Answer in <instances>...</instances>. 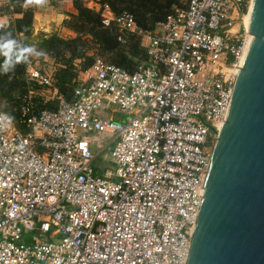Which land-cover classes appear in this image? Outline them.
Masks as SVG:
<instances>
[{"label": "built area", "instance_id": "1", "mask_svg": "<svg viewBox=\"0 0 264 264\" xmlns=\"http://www.w3.org/2000/svg\"><path fill=\"white\" fill-rule=\"evenodd\" d=\"M252 2L186 0L152 30L91 2L122 44L138 39L146 60L130 71L96 57L70 101L28 62L41 89L17 124L0 108V264L187 263ZM104 103L127 119L97 118ZM88 133L112 136L99 145H112L101 174Z\"/></svg>", "mask_w": 264, "mask_h": 264}, {"label": "water", "instance_id": "2", "mask_svg": "<svg viewBox=\"0 0 264 264\" xmlns=\"http://www.w3.org/2000/svg\"><path fill=\"white\" fill-rule=\"evenodd\" d=\"M211 164L186 264H264V0Z\"/></svg>", "mask_w": 264, "mask_h": 264}, {"label": "trees", "instance_id": "3", "mask_svg": "<svg viewBox=\"0 0 264 264\" xmlns=\"http://www.w3.org/2000/svg\"><path fill=\"white\" fill-rule=\"evenodd\" d=\"M90 1L100 6L108 5L116 16L131 14L143 30H152L177 8L186 7V0H72L77 14H70L71 21L65 24L76 34L75 37L63 39L52 35L35 44L29 39L33 36L36 6L24 7V0H8V3L0 4V19L11 14L14 16L7 26L0 24V43L4 42V38L16 40V47L7 55L0 50V108L16 124L19 121L17 109L28 93L41 89L27 77L29 61H39L42 71H45L42 64L50 60L55 65V85L70 101L79 72L91 67L96 57L130 71L146 60V53L138 39L132 37L122 44L116 27H105L101 13L95 7L88 6ZM6 34L11 35L6 37ZM30 46H34L31 53L23 51ZM40 52L44 55L37 56ZM18 56L24 58L20 63L16 62ZM6 60H9L7 71L4 70ZM35 102L41 104L40 98H36ZM20 128L26 130L24 126Z\"/></svg>", "mask_w": 264, "mask_h": 264}, {"label": "rangeland", "instance_id": "4", "mask_svg": "<svg viewBox=\"0 0 264 264\" xmlns=\"http://www.w3.org/2000/svg\"><path fill=\"white\" fill-rule=\"evenodd\" d=\"M91 2V1H90ZM95 4V3H94ZM92 3H88V6L95 7ZM70 14H77V11L73 7L72 0H53L47 2L43 6H36L35 23L33 27V36L29 39L32 43L37 44L44 37H50L52 35H58L63 39H71L75 37V33L69 30L65 24L66 21H71ZM13 15H7L0 19L1 25L7 26L8 23L13 19ZM42 67L48 74H53L55 71V65L52 64L50 60L44 62ZM105 109L101 108L96 111V117L99 119H108L109 115L116 112V117L127 119V117L122 116L119 112V108L116 105H107L104 103ZM89 138L95 139L96 143L92 144V152L96 154V159L93 163V167L96 169L97 173H103L106 169L111 168L107 155L111 150V147L103 150L101 153V148L99 145L103 146L104 142H110L112 136L109 135H98L95 133H88Z\"/></svg>", "mask_w": 264, "mask_h": 264}, {"label": "clouds", "instance_id": "5", "mask_svg": "<svg viewBox=\"0 0 264 264\" xmlns=\"http://www.w3.org/2000/svg\"><path fill=\"white\" fill-rule=\"evenodd\" d=\"M47 2V0H24V7H28V6H43L45 3ZM11 34H6L7 36H10ZM16 47V40L15 39H8V38H4V42L0 43V50H4L5 55H7L9 52H11L14 48ZM34 49V46H30L25 48L23 51L27 52V53H31ZM44 55L43 52L37 53V56H42ZM23 56H18L16 62L20 63L23 60ZM8 64H9V60L5 61L4 64V70L7 71L8 70Z\"/></svg>", "mask_w": 264, "mask_h": 264}, {"label": "bare ground", "instance_id": "6", "mask_svg": "<svg viewBox=\"0 0 264 264\" xmlns=\"http://www.w3.org/2000/svg\"><path fill=\"white\" fill-rule=\"evenodd\" d=\"M246 23H247V25H248V23H249V17H248V16L246 17ZM252 39H253V37L250 38V42H249L248 48H249V46H250V43H251Z\"/></svg>", "mask_w": 264, "mask_h": 264}, {"label": "crops", "instance_id": "7", "mask_svg": "<svg viewBox=\"0 0 264 264\" xmlns=\"http://www.w3.org/2000/svg\"><path fill=\"white\" fill-rule=\"evenodd\" d=\"M2 5V4H1ZM0 24H1V22H0Z\"/></svg>", "mask_w": 264, "mask_h": 264}]
</instances>
